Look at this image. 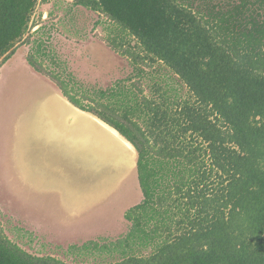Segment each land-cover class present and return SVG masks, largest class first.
<instances>
[{"label":"trees","instance_id":"1","mask_svg":"<svg viewBox=\"0 0 264 264\" xmlns=\"http://www.w3.org/2000/svg\"><path fill=\"white\" fill-rule=\"evenodd\" d=\"M49 1L0 0V63L30 43L37 71L136 146L142 198L126 231L70 244L72 260L30 252L0 226V264H264V0H72L135 41L107 38L139 80L157 77L145 68L156 61L175 74L190 93L180 99L158 82L150 95L139 80L84 88L54 23L31 31ZM68 14V41L85 40Z\"/></svg>","mask_w":264,"mask_h":264},{"label":"water","instance_id":"2","mask_svg":"<svg viewBox=\"0 0 264 264\" xmlns=\"http://www.w3.org/2000/svg\"><path fill=\"white\" fill-rule=\"evenodd\" d=\"M8 122L10 138L0 166L8 168L10 190L29 203L23 205L48 210L49 216L71 224L94 214L105 219L124 215L137 204L129 202L136 190L142 194L138 149L60 88L33 93Z\"/></svg>","mask_w":264,"mask_h":264},{"label":"rangeland","instance_id":"3","mask_svg":"<svg viewBox=\"0 0 264 264\" xmlns=\"http://www.w3.org/2000/svg\"><path fill=\"white\" fill-rule=\"evenodd\" d=\"M70 9L78 14L76 26L79 27L81 33L85 34V40L68 41L65 26H68L69 19L67 18L70 17L68 14ZM45 12H47V16L43 18ZM37 17L40 22L32 23L31 31L36 30L37 25L54 23L53 28L57 30L55 32L58 37L54 43L55 49L62 60L68 63V70L73 72L79 84L83 85L84 88L105 89L121 81L131 89H136L133 84L139 80V77L135 75L132 61L113 49L107 38L113 39L114 36L117 38L116 40L124 38L125 42L129 40L131 44H134L135 41L132 38L124 37L119 28L112 22L105 20L97 12L74 6L72 0H50L45 4H38L33 17L34 20ZM30 45V43L18 45L24 50L22 55L23 53L27 55ZM105 53L109 55H105ZM2 64L1 62L0 70L5 66ZM145 68L146 70L158 71V75L153 79L143 77L138 81V85L143 89L144 94L150 95L151 84L158 82L161 85L160 92L168 87L167 94L171 95L170 99H173L175 92L179 95H177L178 99L189 97L190 93L186 86L162 63L156 61L152 67L146 66ZM1 77L0 86L4 90L0 97V165L4 164V144L10 138L8 135L10 129L7 128L8 117L5 116L4 110L6 109L3 104L6 103V106L10 104L12 111H14L25 104L28 97L33 93L45 92L54 87L60 88L47 74L36 71L32 67L21 73L20 71H12L9 66L8 69H4ZM26 79H28L27 83L20 86V83ZM83 104L88 106L92 103L84 100ZM6 154L8 153L6 152ZM7 173H9L8 168L0 166V226L9 237L16 239L30 252L50 253L61 259L72 260L73 254L68 252L70 244H82L87 240L99 237L114 238L128 229L129 221L124 218L122 213L114 214V217L106 219L102 215L94 214L71 224H64L55 219L54 216H49L48 210H40L32 205L25 206L23 204L29 203L22 201L10 190ZM135 184L133 181L130 183L136 189ZM141 198L142 194L136 190L135 194L132 195V201L129 203L140 201ZM17 227L23 228L29 233H25L24 237L20 236L16 231Z\"/></svg>","mask_w":264,"mask_h":264},{"label":"flooded vegetation","instance_id":"4","mask_svg":"<svg viewBox=\"0 0 264 264\" xmlns=\"http://www.w3.org/2000/svg\"><path fill=\"white\" fill-rule=\"evenodd\" d=\"M19 47V46H18ZM16 47V50L7 58V59H5L2 63L3 64H5V66H4V68L3 69H1L0 70V83H1V81H2V74H3V71H4V69H8V67L10 66V69L12 70V71H17V72H24V70H27V68L29 69V67H32L33 69H35L29 62H28V60H27V58H26V56L27 55H24V53H23V55H22V51H24L23 50V48H21V47ZM21 54V55H20ZM102 55V54H101ZM105 55H109V54H107V53H105ZM2 64V65H3ZM28 66V67H27ZM36 70V69H35ZM37 71V70H36ZM27 81H28V79H26V80H24L22 83H20V86H23L24 84H26L27 83ZM33 89H35V88H33ZM4 89L0 86V97H1V93H2V91H3ZM19 93V92H18ZM3 106H4V108L6 109V110H4L5 111V113H6V115L5 116H7V117H9L10 115H11V112H12V108H11V106H10V104L9 105H7L6 106V103H4L3 104ZM139 201V200H138ZM138 201H137V203H138Z\"/></svg>","mask_w":264,"mask_h":264}]
</instances>
